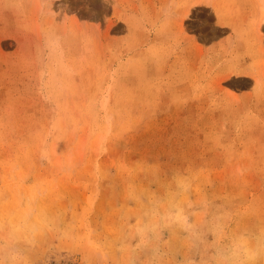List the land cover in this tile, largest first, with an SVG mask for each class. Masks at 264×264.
Masks as SVG:
<instances>
[{"label":"rangeland","instance_id":"374dc122","mask_svg":"<svg viewBox=\"0 0 264 264\" xmlns=\"http://www.w3.org/2000/svg\"><path fill=\"white\" fill-rule=\"evenodd\" d=\"M98 259L264 264V0H0V264Z\"/></svg>","mask_w":264,"mask_h":264},{"label":"bare ground","instance_id":"6f19581e","mask_svg":"<svg viewBox=\"0 0 264 264\" xmlns=\"http://www.w3.org/2000/svg\"><path fill=\"white\" fill-rule=\"evenodd\" d=\"M107 256V255H106ZM100 258V257H99ZM99 260V259H98ZM98 262H100V264H106V262L105 261H103V260H99Z\"/></svg>","mask_w":264,"mask_h":264},{"label":"clouds","instance_id":"9594fccd","mask_svg":"<svg viewBox=\"0 0 264 264\" xmlns=\"http://www.w3.org/2000/svg\"><path fill=\"white\" fill-rule=\"evenodd\" d=\"M53 51H55V48H53Z\"/></svg>","mask_w":264,"mask_h":264}]
</instances>
